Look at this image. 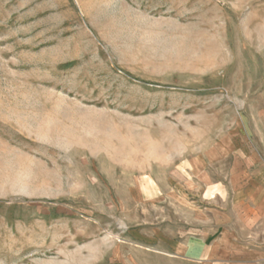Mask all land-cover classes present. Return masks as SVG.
<instances>
[{
	"label": "rangeland",
	"instance_id": "obj_1",
	"mask_svg": "<svg viewBox=\"0 0 264 264\" xmlns=\"http://www.w3.org/2000/svg\"><path fill=\"white\" fill-rule=\"evenodd\" d=\"M263 165L264 0H0V264H167Z\"/></svg>",
	"mask_w": 264,
	"mask_h": 264
},
{
	"label": "crops",
	"instance_id": "obj_2",
	"mask_svg": "<svg viewBox=\"0 0 264 264\" xmlns=\"http://www.w3.org/2000/svg\"><path fill=\"white\" fill-rule=\"evenodd\" d=\"M226 184L225 192L205 194L210 205L197 212L196 233L172 238L155 230L150 252L167 264H264V165L258 172L247 166Z\"/></svg>",
	"mask_w": 264,
	"mask_h": 264
}]
</instances>
